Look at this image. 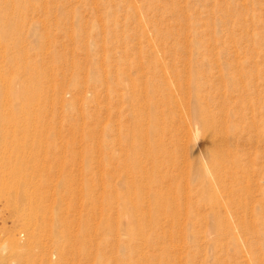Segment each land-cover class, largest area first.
<instances>
[{
  "label": "rangeland",
  "instance_id": "1",
  "mask_svg": "<svg viewBox=\"0 0 264 264\" xmlns=\"http://www.w3.org/2000/svg\"><path fill=\"white\" fill-rule=\"evenodd\" d=\"M16 14L18 47L44 80L36 108H21L34 129L19 137L39 155L30 166L41 175L30 182L55 195L34 237L11 189L0 197V264H94V252L101 264H141L144 255L143 264H264V0H25ZM213 173L227 186L218 195L229 201L227 234L208 198ZM128 199L144 213L131 217ZM138 220L147 221L143 247L129 241ZM57 224L66 241L51 232ZM82 246L86 258L62 259Z\"/></svg>",
  "mask_w": 264,
  "mask_h": 264
},
{
  "label": "bare ground",
  "instance_id": "2",
  "mask_svg": "<svg viewBox=\"0 0 264 264\" xmlns=\"http://www.w3.org/2000/svg\"><path fill=\"white\" fill-rule=\"evenodd\" d=\"M22 3L24 4L25 3V0H0V197H3L4 195H5V191L7 190V189H11V191L13 192V200H14V203H15V205L18 207V208H20L21 210H24L25 211V213H26V219H25V224L26 225H28V227L30 228V233H32L33 234V237H34V235L36 234V231L37 230H39L40 231V229H37L36 227L39 225V227L38 228H40L41 226H40V223L42 224V223H44L45 222V218H46V216H44V214H41L42 212V207H43V209H45L44 208V206L42 205V204H44V203H47L46 201L48 200V202L50 201L49 199H52L53 198V196L55 195V194H52L53 193V191H52V193H49L50 191L49 190H47L46 188H44V187H42L43 185L42 184H40V183H35L34 182V184L32 183V182H30V181H32L31 179H34V178H36L37 177V175H34V174H37V172L41 169V167H33L32 165V167L30 166V163L31 162H33L34 161V159H32V158H35V157H39V155L37 154V155H35L34 153H33V155L32 156H28V154H27V151H28V147H29V145L27 144V142H24L22 139H20V137H19V135L21 134V133H27V132H29V130L31 129V128H33L34 129V125H32V124H30V122L31 121H33L34 122V120H31L30 119V121H28L29 122V124L28 123H26V121H25V123L22 121V117H21V113H22V111H21V108H24V107H26V112L25 113H28V110H32V109H35L36 107L35 106H37L35 103L38 101V102H40V100L39 99H41V95H40V93L38 92V87L39 86H41L43 83H44V80L42 81V79L39 77V75H37L36 74V72L34 71L35 70V68H33L32 67V65L30 64L31 62L30 61H27V59H29V57H31V56H29L28 54H29V51L28 50H26V49H24V47L22 48L21 46L20 47H18V45H19V43H21L22 42V40H23V36H24V34H23V32H22V28H21V25H20V23L19 24H13V23H18V21L16 22H12L13 21V19L14 18H16L17 17V14H16V11H18L21 7H22ZM33 4V3H32ZM36 5V4H35ZM8 11H10V12H8ZM20 15L21 14H19V18H20ZM22 17V16H21ZM18 19V18H17ZM20 21V20H19ZM23 21V20H22ZM29 56V57H28ZM24 60H25V62H24ZM44 61V60H43ZM22 62H24V64L22 63ZM28 62H30V63H28ZM5 63H7V65L5 64ZM34 64V63H33ZM142 64V63H141ZM35 66H37V65H35ZM10 70V72L12 73V75H13V79H11V77H10V79L8 80L7 79V75H6V72H8ZM6 71V72H5ZM176 71H178V70H176ZM38 73H40V72H38ZM177 75V74H176ZM43 76V75H42ZM166 76V75H165ZM117 77V76H116ZM179 77H180V75H179ZM188 78H189V76H188ZM48 79V78H47ZM179 79V78H178ZM191 79V78H190ZM124 81V80H123ZM130 81V80H129ZM134 81V80H133ZM138 81V80H137ZM165 81V80H164ZM135 82V81H134ZM178 82V81H177ZM133 83V82H132ZM162 83V82H161ZM190 83V82H189ZM184 85H185V83H184ZM156 86H158V85H156ZM168 86H170V85H168ZM179 86L180 87H182L181 85H180V83H179ZM147 87H149V86H147ZM146 87V88H147ZM176 87V86H175ZM178 87V86H177ZM42 88V87H41ZM164 88V87H163ZM171 88V87H170ZM169 88V89H170ZM185 88V87H184ZM183 88V89H184ZM187 88V87H186ZM148 89V88H147ZM156 89V88H155ZM178 89H179V87H178ZM136 90V89H135ZM145 90V89H144ZM149 90V89H148ZM180 90H181V88H180ZM129 91V90H128ZM134 91V90H133ZM147 91V90H146ZM156 91V90H155ZM122 92V91H121ZM132 92V91H131ZM130 92V93H131ZM154 92V91H153ZM160 92V91H159ZM134 93H135V91H134ZM129 94V93H128ZM149 94V93H148ZM124 95V94H123ZM145 95L147 96V94L145 93ZM155 96V95H154ZM48 97V96H47ZM120 97V96H119ZM124 97V96H123ZM122 97V98H123ZM170 97H171V95H170ZM205 97V96H204ZM169 98V97H168ZM167 99V98H166ZM141 100V99H140ZM147 100H149V99H147ZM180 100H181V98H180ZM131 101V103H132V100H130ZM135 101V100H134ZM123 102V101H122ZM144 102V101H143ZM175 102V101H174ZM177 102V101H176ZM136 103H134V105H135ZM165 104V103H164ZM175 105H176V103H174ZM173 104V105H174ZM179 104H181V103H179ZM161 105V104H160ZM183 105H184V103H183ZM24 106V107H23ZM146 106V105H145ZM148 106H150V105H147V107ZM166 106V105H165ZM170 106V105H169ZM172 106V105H171ZM182 106V105H181ZM185 106V105H184ZM200 106H202V105H200ZM135 107V106H134ZM147 107H145V109L147 108ZM162 107V106H161ZM251 107V106H250ZM140 108H141V106H140ZM143 109H144V107H142ZM169 108H172V107H169ZM202 108V107H201ZM133 109V108H132ZM176 108H174V110H175ZM24 110V109H23ZM138 110H140V109H138ZM161 110V109H160ZM164 110V109H163ZM180 110V109H179ZM197 110V109H196ZM148 111V110H147ZM153 111V110H152ZM177 111V110H176ZM185 111V110H184ZM195 111V110H194ZM211 111V110H210ZM37 112H39V111H37ZM135 112H136V110H135ZM149 112V111H148ZM147 112V113H148ZM181 112V111H180ZM189 112H190V110H189ZM188 111H187V113H189ZM200 112H202V111H200ZM212 112V111H211ZM226 112V111H225ZM34 114L36 113V110L33 112ZM133 113V112H132ZM178 113V112H177ZM185 113V112H184ZM140 114H141V112H140ZM140 114H139V116H140ZM145 114V113H144ZM149 115H151V113H148ZM189 114H191V113H189ZM205 114V113H204ZM225 114V113H224ZM185 115H186V113H185ZM193 115V114H192ZM203 115V114H202ZM207 115V114H206ZM226 115V114H225ZM225 115H224V117H225ZM23 116V115H22ZM37 116H40V114L39 115H37ZM134 117L136 116L135 114L133 115ZM159 116V115H158ZM173 116H175V115H173ZM201 116V115H200ZM209 116H211V115H209ZM222 116V115H221ZM25 117V116H24ZM142 117V116H141ZM145 116H143V118H144ZM147 117V116H146ZM153 117V116H152ZM204 117H206V116H204ZM203 117V118H204ZM208 117V116H207ZM218 117H220V115L218 116ZM223 117V116H222ZM244 117V116H243ZM28 118V117H27ZM34 118V117H33ZM32 118V119H33ZM37 118V117H36ZM168 119L170 118V115H169V117H167ZM197 118V117H196ZM211 118V117H210ZM209 118V119H210ZM228 118V117H227ZM159 119V118H158ZM157 119V120H158ZM163 119H165V117L163 118ZM172 119V118H171ZM184 119H186V118H184ZM200 119H201V117H200ZM205 119V118H204ZM203 119V120H204ZM217 119V118H216ZM224 119V118H223ZM37 120V119H36ZM38 121H40L39 120V118H38ZM136 121V120H135ZM167 121V120H166ZM182 121V120H181ZM186 121V120H185ZM254 121V120H253ZM141 122H144V121H142L141 120ZM148 122V121H147ZM169 122V121H168ZM198 122H200V121H198ZM203 122V121H202ZM207 122V121H206ZM219 122V121H218ZM224 122V121H223ZM38 123V122H37ZM144 123H146V122H144ZM144 123H142V124H144ZM150 123V122H149ZM166 123V122H165ZM170 123V122H169ZM181 124V123H180ZM36 125V124H35ZM159 125H160V123H159ZM162 125V124H161ZM160 125V126H161ZM184 125V124H183ZM212 125H214L213 123H212ZM225 125V124H224ZM255 125V124H254ZM137 126V125H136ZM145 126H146V124H145ZM148 126V125H147ZM150 126V125H149ZM154 126H156V125H154ZM159 126V127H160ZM144 127V126H143ZM168 127V126H167ZM175 127V126H174ZM214 128H212L213 129V131L212 132H214V129H215V126H213ZM253 127V126H252ZM37 128V126L35 127V129ZM148 128V127H147ZM140 129H142L141 128V126H140ZM144 129V128H143ZM142 129V130H143ZM158 129V128H157ZM161 129H162V127H161ZM166 129V128H165ZM158 130H160V129H158ZM164 130V129H163ZM168 130V129H167ZM166 130V131H167ZM221 130H223V129H221ZM226 130V129H225ZM228 130H230V129H228ZM144 131H145V129H144ZM151 131V130H150ZM155 131V130H154ZM165 131V130H164ZM165 131V132H166ZM188 131H189V128H188ZM146 132H148V131H146ZM152 132V131H151ZM161 132V131H160ZM159 131H158V133H160ZM187 132V131H186ZM225 132V131H224ZM157 133V134H158ZM161 133H163V131L161 132ZM226 133H227V131H226ZM167 134V133H166ZM178 134V133H177ZM139 136H140V134H139ZM159 136H160V134H159ZM204 136V135H203ZM214 136V135H213ZM213 136H212V138H213ZM26 137V136H25ZM143 138H144V140H146L145 139V137L144 136H142ZM153 137H154V135H153ZM152 137V138H153ZM215 137V136H214ZM142 138V139H143ZM165 138V137H164ZM169 138V137H168ZM218 138H220V137H218ZM141 139V138H140ZM157 139V138H156ZM211 139V138H210ZM221 139V138H220ZM219 139V140H220ZM222 139H223V137H222ZM221 139V140H222ZM28 140V139H27ZM33 140V142H31V143H33L32 144V146H34L35 145V143L36 142H38L39 141V139H36V137L35 138H33L32 139ZM70 140V139H69ZM152 140V139H151ZM213 140H214V142H215V139L213 138ZM218 140V141H219ZM224 140V139H223ZM222 140V141H223ZM129 141V140H128ZM134 141H135V139H134ZM205 141V140H204ZM208 141V140H207ZM210 141V140H209ZM226 142H227V140H225ZM214 142L212 141V143L214 144ZM146 144H147V142H145ZM203 143H205V142H203ZM210 143H211V141H210ZM217 144H218V142H216ZM227 143H229V142H227ZM209 144V143H208ZM212 144V145H213ZM221 144V143H220ZM203 145V144H202ZM31 146V147H32ZM40 146V145H39ZM140 146V145H139ZM205 146V145H204ZM219 146V145H218ZM222 146V145H221ZM213 147V146H212ZM3 148L5 149L6 148V150H7V153H5V150L4 151H1V149L3 150ZM143 148V147H142ZM157 148H159V147H157ZM31 149V148H30ZM47 149V148H46ZM55 150V149H54ZM143 150V149H142ZM154 150V149H153ZM157 150V149H156ZM217 150V149H216ZM220 150H222V149H220ZM219 150V151H220ZM211 151V150H210ZM33 152V151H32ZM35 152V151H34ZM143 152H144V150H143ZM156 152V151H155ZM157 152H161L162 153V149H158L157 150ZM156 152V153H157ZM28 153H29V151H28ZM38 153V152H37ZM146 152H144V154H145ZM155 153V154H156ZM161 153H159L160 155H161ZM168 153V152H167ZM167 153H165V154H167ZM170 153H172V152H170ZM212 153H214V151L212 152ZM223 153V152H222ZM29 154H31V153H29ZM143 154V155H144ZM149 153H148V151H147V154H146V156L148 155ZM164 154V155H165ZM169 154V153H168ZM167 154V155H168ZM174 154V153H173ZM211 154V153H210ZM216 154H217V152H216ZM3 155V156H2ZM171 155V157L172 156H175V155H172V154H169V156ZM212 155H214V154H212ZM221 155V154H220ZM227 155V154H226ZM152 156V155H151ZM151 156H148V157H151ZM222 156V155H221ZM224 156V157H223ZM223 158L225 159V154L223 153ZM235 156V155H234ZM118 157V156H117ZM143 157H145V156H143ZM156 157V156H155ZM161 156H159V158H160ZM163 157H165V156H163ZM170 157V159L172 160V161H175L174 159H173V157L171 158ZM196 157V156H195ZM215 157H217V156H215ZM215 157H213V159H215ZM146 158V157H145ZM167 158L169 159V157L167 156ZM178 158V157H177ZM210 158H211V156H210ZM122 159V158H121ZM149 159V158H148ZM151 159V158H150ZM155 159H157V158H155ZM154 159V160H155ZM166 159V158H165ZM218 160H219V158H217ZM224 159H222V160H224ZM123 160V159H122ZM154 160H152V162L154 161ZM158 160H160V159H158ZM164 159H162V161H163ZM206 160V159H205ZM211 161H212V159H210ZM218 160L215 162V163H217L218 162ZM221 160V159H220ZM221 160V161H222ZM146 161H147V159H146ZM145 161V162H146ZM148 161H150V160H148ZM147 161V162H148ZM157 161V160H156ZM161 161V160H160ZM169 161V160H168ZM168 161H166V162H168ZM178 161H179V158H178ZM220 161V162H221ZM226 161V160H225ZM157 162H159V161H157ZM157 162H155V163H151V161H150V163L151 164H154V165H156V163ZM165 162V163H166ZM171 162V161H170ZM170 162H169V164H170ZM175 162H177V161H175ZM219 162V163H220ZM103 163H105V162H103ZM112 163V162H111ZM179 163H180V161H179ZM210 163V162H209ZM214 163V162H213ZM213 163H210L212 166H213ZM222 163H224L223 161H222ZM78 164V163H77ZM143 164V163H142ZM159 164H160V162L158 163V166H159ZM162 164H164V163H161L160 165L162 166ZM167 164V163H166ZM172 164V163H171ZM174 164V163H173ZM99 165V164H98ZM146 165V164H145ZM153 165V166H154ZM176 165V164H175ZM175 165H174V167H175ZM178 165V164H177ZM182 165V164H181ZM186 165V164H185ZM216 165V164H215ZM214 165V166H215ZM222 165V164H221ZM113 166V165H112ZM126 166V165H125ZM143 166V165H142ZM157 166V165H156ZM158 166L157 167H155L154 166V168H158ZM163 166H165V165H163ZM162 166V167H163ZM169 166V165H168ZM168 166H166V167H168ZM171 166V165H170ZM173 166V165H172ZM184 166V164L182 165V167ZM200 166V165H199ZM220 166V165H219ZM219 166H218V168H216V166L214 167V171L215 170H218V169H220L219 168ZM116 167V166H115ZM140 167V166H139ZM144 167V166H143ZM161 167V168H162ZM178 167V166H177ZM176 167V168H177ZM181 167V166H180ZM201 167V166H200ZM210 167V166H209ZM208 167V168H209ZM145 168V167H144ZM150 168V167H149ZM153 168V167H152ZM151 168V169H152ZM211 168V167H210ZM226 168V167H225ZM229 168V167H228ZM233 168V167H232ZM236 168V167H235ZM36 169H38V170H36ZM146 169V168H145ZM148 169V168H147ZM170 169V168H169ZM174 169V168H173ZM200 169V168H199ZM234 169V168H233ZM239 169V168H238ZM42 170V169H41ZM41 170H40V172H38V175H41ZM134 170V169H133ZM136 170V169H135ZM175 170V169H174ZM204 170V169H203ZM138 171V170H137ZM159 171V170H158ZM162 171V170H161ZM187 171V170H186ZM200 171V170H199ZM207 171V170H206ZM223 171V170H222ZM221 171V172H222ZM43 172V171H42ZM85 172V171H84ZM145 172V171H144ZM143 172V173H144ZM147 172V171H146ZM150 172V171H149ZM152 172V171H151ZM150 172V173H151ZM211 172H212V170H211ZM216 172V171H215ZM226 172H227V170H226ZM143 173L142 174H140V175H143ZM153 173V172H152ZM156 173V172H155ZM161 173V172H160ZM223 173V172H222ZM228 173V172H227ZM233 173V172H232ZM105 174V173H104ZM139 174V173H138ZM145 174V173H144ZM148 174V173H147ZM187 174V173H186ZM225 172L222 174V175H224V177L226 178V176H225ZM229 174H231V173H229ZM43 175V174H42ZM130 175V174H129ZM135 175V174H134ZM153 175V174H152ZM206 175H207V173H206ZM219 175L221 176V174L219 173ZM238 175V174H237ZM36 176V177H35ZM123 176V175H122ZM131 176V175H130ZM150 176V175H149ZM229 176V175H228ZM233 176V175H232ZM231 176V177H232ZM235 176V175H234ZM132 177V176H131ZM141 177V176H140ZM144 177V176H143ZM148 177V176H147ZM175 177V176H174ZM177 177V176H176ZM205 177V176H204ZM203 177V178H204ZM208 177V176H207ZM219 177V176H218ZM217 177V175H216V173H215V175H214V173L212 174V175H209V180H210V188L209 189H207V190H209V192H208V195H209V199H210V201H211V203H212V205H213V210L215 211V213H217V214H219L218 215V217H216V220H217V229L219 230V232L220 233H228L229 231H230V227H231V224H232V222H229V220H228V218H230L229 217V215H228V212H227V209H228V202L229 201H225V200H223L222 198H220L218 195H220V192H221V189H226V187H225V185L222 183V182H220V180H221V177L220 178H218ZM223 177V176H222ZM223 177V178H224ZM230 177V176H229ZM236 177V176H235ZM189 178V177H188ZM202 178V177H201ZM222 178V179H223ZM233 178V177H232ZM130 179V178H129ZM129 179L127 180V181H129ZM140 179V178H139ZM153 179V178H152ZM218 179H220V180H218ZM235 179V178H234ZM232 180L231 179V181H235V180ZM134 180V179H133ZM135 180H137L136 178H135ZM148 180H150V179H148ZM184 180V179H183ZM237 180V179H236ZM99 181V180H98ZM132 181V180H131ZM130 181V182H131ZM142 181V180H141ZM224 181V180H223ZM230 181V180H229ZM130 182H127V183H130ZM132 183V182H131ZM131 183H130V185H131ZM152 183V182H151ZM104 184V183H103ZM127 185H129V184H127ZM144 185V184H143ZM185 185V184H184ZM132 186V185H131ZM134 186H135V184H134ZM139 187V186H138ZM231 187V186H230ZM43 188L44 189H46L45 191L43 190ZM129 188L131 189V188H133V187H128V190H129ZM229 188V187H228ZM232 188V187H231ZM231 188H229V190L231 189ZM134 189V188H133ZM136 189V188H135ZM137 190V189H136ZM141 190V189H140ZM146 190V189H145ZM173 190V189H172ZM132 191V190H131ZM135 191V190H134ZM227 191H228V189H227ZM226 191V192H227ZM68 192V191H67ZM139 192V194L137 193L136 195L137 196H139V195H141V191H138ZM143 192V191H142ZM182 192V191H181ZM207 192H206V194H207ZM223 192V191H222ZM221 192V193H222ZM225 192V191H224ZM146 193V192H145ZM85 194V193H84ZM135 194V193H134ZM148 194V193H147ZM157 194V193H156ZM230 194H232V193H230ZM146 195V194H145ZM91 196V195H90ZM131 196V195H130ZM189 196V195H188ZM198 196V195H197ZM141 197V196H140ZM140 197L139 198H137V199H140ZM142 197H144V196H142ZM151 197V196H150ZM157 196H155L154 198H156ZM134 198V197H133ZM54 199V198H53ZM58 199V198H57ZM56 199V200H57ZM130 199V198H129ZM128 199V201H129V205H128V207H127V210H129V211H131L130 213L131 214H129V215H131V217L133 216V215H135V216H138L139 215V213L140 212H143V211H138V209L136 210L135 208H137L136 206H137V202H139L140 200H137V202H134V200H129ZM145 199V198H144ZM166 199V198H165ZM98 200V199H97ZM58 201V203L60 202L61 203V200H57ZM142 201V200H141ZM190 201V200H189ZM56 201L54 200V203H55ZM143 202V201H142ZM177 202V201H176ZM58 203H56V204H58ZM60 203L58 204V205H60ZM136 203V204H135ZM157 203V202H156ZM168 203V202H167ZM134 204H135V210L133 209V207H134ZM139 204V203H138ZM141 204V203H140ZM175 204V203H174ZM173 204V205H174ZM143 205V204H142ZM141 205V206H142ZM144 206V205H143ZM151 206V205H150ZM171 206V205H170ZM139 207V206H138ZM155 207H156V204H155ZM169 207V206H168ZM167 207V208H168ZM173 207V206H172ZM132 208V209H131ZM162 208V207H161ZM161 208H159V209H161ZM164 208H166V207H164ZM176 208V207H175ZM177 208H179V207H177ZM176 208V209H177ZM140 209V208H139ZM158 208H157V210H158V212H160V210H159ZM173 209H174V207H173ZM186 209V208H185ZM142 210V209H141ZM152 210V209H151ZM162 210V209H161ZM172 210V209H171ZM178 211H179V209H177ZM176 210V211H177ZM182 210V209H181ZM118 211V210H117ZM132 211H135V213L133 214L132 213ZM146 211V210H145ZM164 211V210H163ZM173 211V210H172ZM175 211V210H174ZM157 212V211H156ZM162 212V211H161ZM160 212V213H161ZM182 212V211H181ZM144 213V212H143ZM143 213H140V214H143ZM163 213H166V212H163ZM175 214L177 213V212H174ZM174 213L172 214V215H174ZM158 215V214H157ZM128 216V215H127ZM134 216V217H135ZM141 216V215H140ZM150 216V215H149ZM177 216V215H176ZM151 217H152V215H151ZM175 217V216H174ZM51 218V217H50ZM54 218V217H53ZM60 218H62V217H60ZM64 218V217H63ZM126 218H128V217H126ZM137 218V217H136ZM140 218V217H139ZM153 218V217H152ZM52 219V218H51ZM59 219V218H58ZM64 219H67V218H64ZM69 219V218H68ZM129 219V218H128ZM127 219V220H128ZM133 219V218H132ZM131 219V220H132ZM138 219V218H137ZM144 219V218H143ZM153 219H155V218H153ZM152 219V220H153ZM53 220L54 219H52V222H53ZM70 220V219H69ZM151 220V219H150ZM156 220V219H155ZM44 221V222H43ZM55 221V220H54ZM57 221V220H56ZM55 221V222H56ZM60 221V220H59ZM61 221H62V219H61ZM75 221V220H74ZM136 221V220H135ZM172 221H174V219L172 218ZM178 221V220H177ZM64 222H65V220H64ZM134 221H132V223H133ZM147 222V221H146ZM145 222V223H146ZM216 222V221H215ZM63 223V222H62ZM67 223H70V221L68 222L67 221ZM131 223V222H130ZM135 223V222H134ZM134 223H133V225H134ZM145 223H143L142 221H140V220H138V222L137 223H135V227H137L138 228V231H137V233L136 232H133V230L134 229H132V227H131V230H129V241H137V243L138 244H141V246L143 245H145V244H147L148 243V241H149V237L146 235V233L144 232V230H145V228H144V226L146 227V225H144ZM149 223H150V221H149ZM53 224V223H52ZM147 224V223H146ZM55 225V224H54ZM53 225V229H56V230H51V232L52 233H56V237H58V235H61V238L63 237V238H65V237H67V233H69V232H67L66 233V236H65V233L64 232H60V228L61 227H65L64 225L62 226V224L60 223L59 224V226H61V227H59L58 228V224H57V226L55 227ZM71 225V224H70ZM132 224H130V226H131ZM152 225V224H151ZM158 225V224H157ZM28 227H26V228H28ZM51 227H52V225H51ZM134 227V228H135ZM149 227H151V226H149ZM152 227H153V225H152ZM157 227V226H156ZM214 227H216V226H214ZM29 228H28V230H29ZM69 227L67 226V229H68ZM147 228H148V226H147ZM147 228H146V230H147ZM42 229V228H41ZM46 229H47V227H46ZM75 229V228H74ZM129 229V228H128ZM149 229V228H148ZM45 230V229H44ZM48 230V229H47ZM70 230H71V228H70ZM69 230V231H70ZM73 230V229H72ZM217 230V231H218ZM64 231H66V230H64ZM134 231H136V230H134ZM72 232V231H71ZM74 232V231H73ZM81 232V231H80ZM149 233V232H148ZM58 234V235H57ZM77 234V233H76ZM80 234V233H79ZM78 234V235H79ZM128 234V233H127ZM68 235H70L71 236V233L70 234H68ZM85 236V234H82L81 236H80V238L82 237V236ZM90 235V234H89ZM55 236V235H54ZM65 236V237H64ZM73 236V235H72ZM75 237H76V235H75ZM148 237V238H147ZM61 238H58L59 240L58 241H60V239ZM62 238V239H63ZM79 238V237H78ZM78 238H76V239H78ZM79 238V239H80ZM84 238V237H83ZM61 239V240H62ZM66 239V238H65ZM65 239H63V240H65ZM68 239V238H67ZM70 239H71V237H70ZM82 239V238H81ZM80 239V240H81ZM170 239V238H169ZM66 241V240H65ZM69 241V240H68ZM71 241V240H70ZM70 241H69V244H70ZM82 241V240H81ZM83 241H84V239H83ZM85 242H87V241H85ZM30 243V244H29ZM27 245L30 247V248H32L31 247V244H32V240H30V242H29ZM81 244L83 243V242H80ZM134 243V242H133ZM33 244H34V242H33ZM66 244V243H65ZM76 244V243H75ZM138 244H133L134 246H137ZM67 245H68V243H67ZM86 245V244H85ZM84 245V246H85ZM71 246H73V245H71ZM84 246H82L80 249H73V250H68V252H67V254H65L66 253V251H65V253H64V250H63V252L61 251L60 253H62V256H63V258L62 259H64V261H66V262H69V261H71L72 259H74V258H72V259H70L69 260V258L67 257V256H73L72 254H74V253H76L77 254V256L79 257V256H82V255H84V257H85V254H86V250L87 249H83V247ZM142 246V247H143ZM139 247H140V245H139ZM141 247V248H142ZM64 248V247H63ZM66 248H68V246H66ZM66 248H64V249H66ZM87 248V247H86ZM136 248V247H135ZM138 249V248H137ZM144 249V248H143ZM77 250H78V252H77ZM89 250V249H88ZM91 250V249H90ZM94 250V249H93ZM95 251V250H94ZM137 251H139V250H137ZM59 252V251H58ZM71 252V253H70ZM91 252V251H90ZM140 252H141V249H140ZM140 252H138V253H140ZM142 252H144V250L142 251ZM70 253V254H69ZM96 253V254H95ZM136 253V252H135ZM94 254L95 255H93V257L92 258H94V261H95V263L94 264H101V262H100V256H99V253L98 252H94ZM141 254V253H140ZM61 256V255H60ZM95 256V257H94ZM142 256V255H141ZM145 256V255H144ZM143 256V257H144ZM67 257V258H66ZM74 257H75V255H74ZM88 257H91V254H90V256H89V252H88ZM140 256L138 255V258H139ZM143 257H141L142 259H140V260H142V261H144L146 258H147V256H145V258L143 259ZM82 258V257H81ZM86 258V257H85ZM83 259V258H82ZM89 259V258H88ZM148 259V258H147ZM145 260V261H148V260ZM85 260V259H84ZM83 260V261H84ZM87 261V260H86ZM86 261H84V262H86ZM89 261V260H88ZM137 261V260H136ZM141 261V264H143L144 262H142ZM138 262V261H137ZM87 263H89V262H87ZM132 263V262H131ZM135 263V262H134ZM140 263V262H139ZM68 264H70V263H68ZM85 264V263H84Z\"/></svg>",
  "mask_w": 264,
  "mask_h": 264
}]
</instances>
